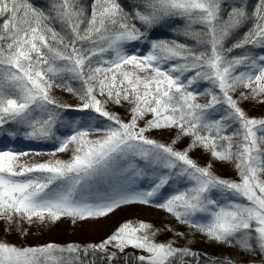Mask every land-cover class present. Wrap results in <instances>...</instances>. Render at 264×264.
Returning <instances> with one entry per match:
<instances>
[{
	"label": "snow or ice",
	"instance_id": "6c2138e0",
	"mask_svg": "<svg viewBox=\"0 0 264 264\" xmlns=\"http://www.w3.org/2000/svg\"><path fill=\"white\" fill-rule=\"evenodd\" d=\"M246 105L264 109V0H0V264H264V112ZM131 205L164 219L9 238Z\"/></svg>",
	"mask_w": 264,
	"mask_h": 264
},
{
	"label": "rangeland",
	"instance_id": "374dc122",
	"mask_svg": "<svg viewBox=\"0 0 264 264\" xmlns=\"http://www.w3.org/2000/svg\"><path fill=\"white\" fill-rule=\"evenodd\" d=\"M33 2L37 5H42L46 2V0H33ZM245 107L249 109L250 116H258L257 110L261 108L259 106L252 107L248 105ZM218 172L221 175L229 177L235 175L233 169L227 166H218ZM122 217L129 219L142 217L145 221L159 223L164 219V214L159 212V210L146 206L131 205L125 207L116 216L103 221L99 225H73L70 221L65 220L51 227H46L43 229L34 228L31 234L24 241H20L15 235L9 238L14 240L16 243L22 242L28 245H38L45 242L66 243L75 241L84 243L89 241H98L107 234V229L109 227L115 226L116 222ZM184 230L186 231V229ZM0 238H3L2 230H0ZM193 247L196 249H204L213 256H224V251H228L229 249L231 250V248L223 249V246L209 245L201 238H197ZM220 251H222L223 254Z\"/></svg>",
	"mask_w": 264,
	"mask_h": 264
},
{
	"label": "trees",
	"instance_id": "16d2710c",
	"mask_svg": "<svg viewBox=\"0 0 264 264\" xmlns=\"http://www.w3.org/2000/svg\"><path fill=\"white\" fill-rule=\"evenodd\" d=\"M66 97H67V94L65 93L64 94ZM261 112H264V109H262V108H259L258 110H257V115L259 116L260 114H261ZM228 247H224L223 249H227Z\"/></svg>",
	"mask_w": 264,
	"mask_h": 264
},
{
	"label": "bare ground",
	"instance_id": "6f19581e",
	"mask_svg": "<svg viewBox=\"0 0 264 264\" xmlns=\"http://www.w3.org/2000/svg\"><path fill=\"white\" fill-rule=\"evenodd\" d=\"M233 251H234V250H232V249L230 250V249H229L228 251H224V252H225L224 254H225V255H229V254L232 253ZM220 252L222 253V251H220ZM222 254H223V253H222Z\"/></svg>",
	"mask_w": 264,
	"mask_h": 264
}]
</instances>
